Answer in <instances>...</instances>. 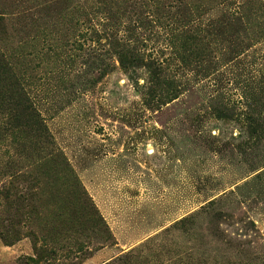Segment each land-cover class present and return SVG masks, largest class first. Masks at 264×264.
Returning <instances> with one entry per match:
<instances>
[{"label":"rangeland","instance_id":"1","mask_svg":"<svg viewBox=\"0 0 264 264\" xmlns=\"http://www.w3.org/2000/svg\"><path fill=\"white\" fill-rule=\"evenodd\" d=\"M0 52V264H264V0H0Z\"/></svg>","mask_w":264,"mask_h":264},{"label":"trees","instance_id":"2","mask_svg":"<svg viewBox=\"0 0 264 264\" xmlns=\"http://www.w3.org/2000/svg\"><path fill=\"white\" fill-rule=\"evenodd\" d=\"M9 63L5 55L0 52V82L4 81L10 76L14 77L15 83H19V78L12 72L11 66L9 67ZM14 74V75H13ZM5 85L0 83V139L4 142L8 136H12L15 133H21L26 129V123L22 124L18 122V116L16 114H11L9 111V107H7L10 97V93L7 91L9 89H4ZM21 88L18 89L19 98L23 101V109L29 113V115H33L32 109H30V103L28 98L25 95L24 90L22 91ZM11 92V91H10ZM37 131H41L44 140L47 138V131L46 129H41L39 127ZM41 136V137H42ZM42 140V142L44 141ZM46 143V141H45ZM2 192H5V188H2Z\"/></svg>","mask_w":264,"mask_h":264}]
</instances>
